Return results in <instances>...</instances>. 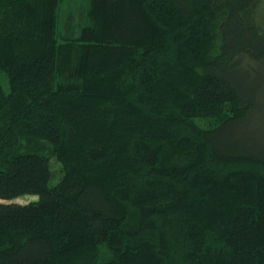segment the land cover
<instances>
[{"label":"trees","instance_id":"1","mask_svg":"<svg viewBox=\"0 0 264 264\" xmlns=\"http://www.w3.org/2000/svg\"><path fill=\"white\" fill-rule=\"evenodd\" d=\"M258 6L0 0V264H264Z\"/></svg>","mask_w":264,"mask_h":264},{"label":"rangeland","instance_id":"2","mask_svg":"<svg viewBox=\"0 0 264 264\" xmlns=\"http://www.w3.org/2000/svg\"><path fill=\"white\" fill-rule=\"evenodd\" d=\"M74 2L78 5H84V7H85V3L83 1H74ZM63 7H64V11L62 13L63 29L65 30V32H67V33L71 32L72 35H74V31L76 32V29L79 28L78 26L79 25L81 26V24H80L81 15H79V12L73 8V3L72 4L71 3H64ZM258 9L260 11V19L262 22H264V0H259ZM61 11H62V8H61ZM74 11H75V13H74ZM0 82L2 84L3 80L0 79ZM199 123L201 125H208L211 122L206 120V119H200ZM39 146L41 147L42 152L47 156L49 167H50L51 174H52L51 184H53L62 175L61 165L58 163L56 158L51 153V149L48 145L41 143ZM33 200H35L34 196L27 195V196L19 197V198L15 199L13 202L25 204V203H28V202L33 201Z\"/></svg>","mask_w":264,"mask_h":264}]
</instances>
